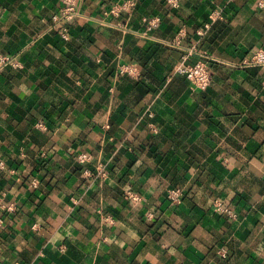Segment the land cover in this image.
<instances>
[{
	"label": "crops",
	"instance_id": "crops-1",
	"mask_svg": "<svg viewBox=\"0 0 264 264\" xmlns=\"http://www.w3.org/2000/svg\"><path fill=\"white\" fill-rule=\"evenodd\" d=\"M122 1L82 0L64 38L62 0H0V55L21 63L0 69V264H264V65L245 63L264 7L108 13ZM185 55L207 63L204 90L174 73Z\"/></svg>",
	"mask_w": 264,
	"mask_h": 264
},
{
	"label": "built area",
	"instance_id": "built-area-1",
	"mask_svg": "<svg viewBox=\"0 0 264 264\" xmlns=\"http://www.w3.org/2000/svg\"><path fill=\"white\" fill-rule=\"evenodd\" d=\"M82 0H62V3L58 6L57 10L52 15V21L54 23V26H58L60 28L61 35L66 38V24L68 22H71L77 15H79V3ZM172 6H177L178 2L177 0H167ZM258 6L260 8L264 7V0L258 1ZM134 7V0H123L120 3L113 4L111 8L108 10V13L118 15L120 12H129ZM210 18L213 19V15H210ZM60 23H65L64 26H60ZM159 24V18L158 17H152L146 20V28L145 32H150L154 30ZM208 24H206V27ZM183 35V32L179 34V38H181ZM177 42V38L173 40V43ZM187 55L183 56L182 60L175 64L174 66V73L183 75L187 78V80L197 89L204 90L207 88L211 82V74L208 68L207 63L200 59L196 60L192 63L186 62ZM246 64H252V65H264V50L262 49H256L252 53V55L245 61ZM6 66H12L13 68L21 67V63L16 60V58H13L8 55H0V69L6 67ZM116 72L118 75H129V76H135L137 75V68L130 64V63H124L119 64L117 66ZM41 126V124H38ZM152 130H155V127H152ZM77 161L80 163L87 162L91 159V156L85 153H79L77 155ZM2 163H0L1 165ZM96 175L99 177H105L106 176V168L105 164L103 162H98L95 166ZM84 174L89 175L87 169L83 170ZM31 186L36 187L37 181L33 179L31 181ZM128 197L131 201H138L140 198L137 194H134L132 192H128ZM167 197L170 200L178 201L180 198V191L178 189H171L167 192ZM0 206L2 209H5L6 211H13L14 206L13 204H6L3 202L2 196H0ZM217 209L220 212L226 213L229 215V217L234 218L236 215L234 212L229 210L228 208L223 207L219 202H217ZM2 223V220H0V225ZM221 255L225 256V253L223 250H221Z\"/></svg>",
	"mask_w": 264,
	"mask_h": 264
}]
</instances>
